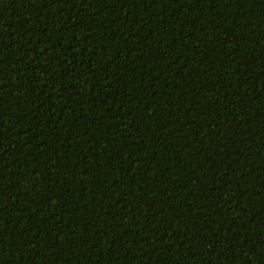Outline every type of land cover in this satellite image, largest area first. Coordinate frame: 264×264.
Returning <instances> with one entry per match:
<instances>
[{"label":"trees","instance_id":"obj_1","mask_svg":"<svg viewBox=\"0 0 264 264\" xmlns=\"http://www.w3.org/2000/svg\"><path fill=\"white\" fill-rule=\"evenodd\" d=\"M0 264H264V0H0Z\"/></svg>","mask_w":264,"mask_h":264},{"label":"snow or ice","instance_id":"obj_2","mask_svg":"<svg viewBox=\"0 0 264 264\" xmlns=\"http://www.w3.org/2000/svg\"><path fill=\"white\" fill-rule=\"evenodd\" d=\"M0 87H3V85H2V84H0Z\"/></svg>","mask_w":264,"mask_h":264}]
</instances>
